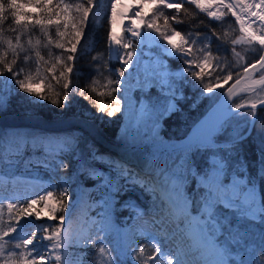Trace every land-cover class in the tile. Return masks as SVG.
I'll return each instance as SVG.
<instances>
[{
    "label": "trees",
    "instance_id": "1",
    "mask_svg": "<svg viewBox=\"0 0 264 264\" xmlns=\"http://www.w3.org/2000/svg\"><path fill=\"white\" fill-rule=\"evenodd\" d=\"M18 2H23V0H18ZM59 2L60 0H51L49 7H54ZM104 2L105 0H93L84 34L74 54L75 59L69 62L73 67L71 74L64 70V64L61 62L67 61L66 49L69 47L67 41L71 39L70 36L60 41L65 43V50L58 49L55 47V43L59 40L55 28L48 29L49 35H45V31L39 26H31L34 24V20L29 21L30 26L28 28H22L14 24L10 12L6 14L5 21L0 25V55L4 56V60H0V98L2 95H6L5 115L21 118L36 116L49 120L71 116L85 120L98 119L104 135L115 137L121 125L122 116L120 111L115 115H108L113 107H119V105L115 103L118 97L116 90H114L116 85L109 83L110 80H115L109 70L110 63L108 60L109 17L107 11L102 14L99 13ZM64 3L73 6L70 8V19L75 17L78 20L79 15L75 13L74 6L79 3L86 5V0H64ZM23 11L37 12L41 18L47 15L43 10L31 6H26ZM162 11L164 15L160 17V20H163L164 16H176V20L169 19L168 27L171 32L179 31L182 38L191 41L193 47L190 53L193 56L196 52L200 55L204 54L206 59L211 62L210 69L199 72L196 67L186 64V59L166 58L171 68L177 70L186 65L189 68L186 77L182 79L177 109L161 121V133L164 138L182 139L205 116L223 91L243 74L245 67L259 60L263 50L258 43H233L241 37V30L228 11H225L221 19L213 20L205 12L187 1H182L179 10L162 9ZM61 30L63 29L61 28ZM71 30L70 23L69 31ZM17 36L20 37V47L16 53H13L8 48L6 41L11 40L15 47ZM84 37L87 40L90 39L89 44L83 41ZM49 38H51L52 43H49ZM188 46L191 47L190 44ZM37 52L44 58L43 60L37 57ZM58 57L59 61L57 60ZM242 58H244L243 66L239 64ZM5 61L13 68V72L5 70ZM62 72L63 75H61ZM197 72L200 73L199 77L196 75ZM229 73L232 79L226 80L225 77ZM26 76L31 77L28 86L33 90L36 87L37 90L35 91L37 92L26 93L19 87L17 81ZM261 76H264V70L256 78H261ZM3 78L10 80L6 92H4L6 85L3 84ZM217 79H219V83H217ZM65 83L69 84L67 99L64 98L65 89L63 85ZM205 84H211L212 87L218 84L222 85L212 102L207 101L211 98H203L200 95L206 92ZM258 90L238 96L232 101L231 106L237 105L242 100L259 102L260 99H264V96L256 97ZM153 93L152 90L145 95L151 97ZM160 94L161 97L167 98L162 93ZM44 96L47 99L41 98ZM54 100L58 102L53 103ZM100 104H105L107 110L100 111ZM252 112L253 110L250 109L241 111L242 114L246 115H251ZM253 118V125L245 127L239 135V137L246 136L224 148L225 152L231 153L229 157H224V161L230 170L235 165H245L257 179L261 201H264V178H261V169L264 168V106L255 111ZM83 134L84 138L89 136L86 133ZM77 138L75 141H78ZM216 139L217 142L230 140L229 137L222 134L217 135ZM75 141L69 142L70 147L75 146ZM217 149L219 152L223 150L221 146H218ZM95 151L97 149L91 150L90 153ZM186 154L188 157L184 161H186L187 171L197 169L198 173H202L209 169V160L214 154V149L212 147H200ZM109 160L96 159L94 162L97 167L108 169L112 165ZM0 174H3V177L7 179L15 176H27L45 180L55 186V195L58 196V200L63 201V204L66 201L74 200L76 197L74 192L76 167L68 150L54 152L27 144L19 150L8 152L0 161ZM85 177L86 182L92 184L87 174ZM99 181L100 179L97 182ZM128 184L129 186L118 196L114 211L118 221L122 224H124L123 217L131 215L132 210L128 209L127 206L130 208L129 205L135 204L133 207L138 205L147 207L149 204V196L147 195L149 192L147 193L143 186L132 181ZM65 189L67 196L62 195ZM185 190L191 194V211L198 212L206 188L196 186L193 177H188ZM22 195L9 187L0 188V236H2L0 245L3 246V251H0V264H14L23 256H27L29 260L33 259L34 253L31 248L24 245L25 238L17 229L20 223L26 221V216L29 214V199ZM221 223L224 225L222 234L229 236L231 228L228 229V226L231 223L226 221L225 217L221 219ZM248 223V225L241 227V231L243 232L242 237L246 236L248 244L253 246L252 260L249 264H264V223L259 220H249ZM13 227L16 228L15 232L11 231ZM4 232L8 234L3 235ZM17 244L20 245L19 248L16 247ZM101 247L105 249L104 253L100 252ZM145 248L147 247L145 246ZM13 252L16 253V256H12ZM80 254L82 264H152V260L145 261L146 256L141 257L140 253H137L135 259L132 260L121 256L115 248L113 238L103 230L96 231L91 243L83 248ZM232 262L233 264L237 263L235 259ZM243 262L242 260L241 264H247Z\"/></svg>",
    "mask_w": 264,
    "mask_h": 264
},
{
    "label": "rangeland",
    "instance_id": "2",
    "mask_svg": "<svg viewBox=\"0 0 264 264\" xmlns=\"http://www.w3.org/2000/svg\"><path fill=\"white\" fill-rule=\"evenodd\" d=\"M112 1L113 0H105L104 4L99 9V13L102 14L104 11L108 13L110 26L108 35L109 70L112 72L114 80H116V72L120 69L122 60L118 58L116 46L110 43V8L112 6ZM182 1L191 3V0ZM169 2L175 3L178 2V0H169ZM198 2L204 6V10L202 11L207 15L212 11L216 13L215 17H210L208 15L212 19H221L224 16L221 15V13L225 14V11H228L236 20L231 14V11L223 6L228 3H232L237 14L242 17L239 6L244 3L243 0H239V3L237 0H223V3L221 0H198ZM145 3L146 7L143 11L147 22V20L157 15V11L156 8L148 3V0H145ZM160 17L157 20L160 32L148 30L146 27L141 29V32L144 33V35L146 34L149 39L147 45H145V49H140L139 52V55L148 58L147 61L151 64L150 68L143 67L139 72L140 75L147 77L149 74H158V78L155 80L146 78L144 81L133 80L131 82L133 91H131L129 95L123 87L122 78H120V84H115L117 98L121 100L119 107L122 116V122L115 137L104 135L98 119L86 121L95 126L99 135L83 127L81 124L75 123V120L85 119L76 118L74 116L49 120L36 116L21 118L14 115H5L6 95H2L0 98V119L7 122L0 123V127L2 126V128L5 129L0 134V161L8 152L19 150L25 145L30 144L31 146L54 152L68 150L71 153L74 166L76 167V184L74 186L76 197L72 201H66L65 204H61V200H58V196L55 195V186L45 180L27 176H15L11 179H7L3 177V174H0V188L5 189V187H9L11 190L23 194L22 196H26L29 202L33 199L37 200L36 205L29 207V214L26 216V221L20 223L17 229L23 234L25 239L30 238L33 232L37 233L36 241H34L32 245L27 246L31 248V251L35 249V251H32L34 253L33 259L38 258L41 253L44 255V260L40 262V264H82L80 260L81 250L91 243L97 230H103L105 233L109 234L113 238L115 248L119 254L129 260L135 259L137 256L136 254L140 253L141 257H144V255L146 256L145 261L152 260V264H176L177 257H174L172 254L171 247L165 245V236L158 234V228L153 227L159 218L145 216L148 209L147 207H141L140 205L133 207L135 204H131L132 207L129 205L130 208L127 206V208L132 211L130 216L123 217L122 220L124 224L118 221L114 213L118 196L129 186L128 182L131 181L143 186L147 193L149 192L147 195L149 196L148 202L150 201L149 206H151L152 201L154 202L159 194L155 189L156 182L154 181V179L158 180L157 177L155 175H151V177H142L141 171L136 166L133 164L130 165L128 162L124 161L116 151L104 147L101 139H99L102 138L112 143L128 144V142L131 143L136 139L149 136L154 124L161 125L162 129V119L177 109V99L180 97L182 79L186 77L189 70L186 64L196 67V70L199 72L201 69L208 70L211 68V62L206 59L204 54L200 55L196 52L195 56H193V54L190 53L187 58H184L177 51L173 50L167 40L163 38L164 35L173 32H171L168 24L165 25L164 19L160 20ZM236 22L241 29L240 23L237 20ZM260 25V23H254L252 25V30L259 34L261 32ZM242 36H244L245 39L238 44L258 43L257 41L249 42L247 35L241 31V37ZM184 40L187 39H182L181 36L174 37V41L177 45L185 49H191L193 47L190 43L191 41L187 40L188 43L185 44ZM83 41L89 44L90 39L87 40V38L84 37ZM189 44L191 47H187ZM131 51L137 53L136 50ZM120 56H123V50L120 51ZM168 57H175L181 60L186 59V66L177 70L171 68L166 59ZM189 61H191V64H189ZM205 61H207V64H205ZM239 64L241 66L244 65V58L241 59ZM125 75L126 70L124 76ZM2 80L3 84L6 85L4 90V92H6L9 88L8 85L10 84V80L7 78H3ZM256 80H260V78H256ZM221 87V84L215 85L212 87L213 91L211 93L206 91L204 94L200 95L201 97L203 96V98H211L207 101L212 102L215 100V94ZM34 88L37 90L36 87ZM35 90H33V92H37ZM152 90L154 91L153 95L147 97L145 94ZM160 93L167 98L161 97ZM258 96H264V87L258 90L256 97ZM262 100L264 99H260V101ZM245 103L257 102L242 100L238 104L242 105ZM237 105H230L229 108L232 109L237 107ZM161 113H163V115H161ZM254 115V109L251 115L242 114L241 112L234 114L213 134L207 147H212L214 149V154L209 160V169L207 171L204 170L206 172L198 173L197 169H193L190 172L187 171L186 161H184V159L188 157V154H186L187 152L172 153L173 161L168 164L167 168L162 167L161 171L162 179L167 173L172 176L170 179H173L172 184L176 186L174 194L177 195V198L184 199L183 205H185L186 211L189 213L192 212V214H190L192 219L198 220L196 221L197 225L203 229L206 235L205 245L211 244L214 246V250L218 253V258L223 264H233V259L237 262L236 264H239V262L241 264L242 260L249 264L252 260L253 246L252 244L251 246L248 244L246 236L242 237L243 232L241 231V227L248 225L249 220L252 219L244 215L248 200H244L241 197H232V207H225L229 201H217L210 208H206L205 202H210L213 196L212 188L210 192L209 178L215 173L214 165L218 163L222 164L223 171L218 173L222 185L229 187L235 179H238L243 184V192L252 188L255 191V198L258 204L262 202L258 181L251 171H249L245 165L241 164L235 165L232 170H230L228 164L224 161V157H229L231 155V153L225 152L224 148L231 146L236 140L242 138L240 137L237 139L240 132L245 127H250ZM126 118L131 120L129 122L130 126H125L127 122ZM53 124H59V126L50 128L40 126H52ZM122 125L125 126V136H122L120 132L122 131ZM32 129H35L36 136L30 135ZM83 133L89 136L84 138ZM220 134L229 137L230 140L217 142L216 136ZM120 137H122V139ZM76 138L78 141H75ZM119 138L121 140H119ZM74 141L75 146L70 147L69 142ZM218 146H221L223 150L219 152L217 149ZM93 149H97V151L90 153ZM144 149L148 152L147 147ZM96 159H110L109 162H111L112 165H110L108 169L97 167L94 162ZM114 164L124 166L122 169H118ZM121 170L125 172L124 175L119 174ZM86 174L89 176V179H91L92 184L86 182ZM188 177H193L196 186H204L206 188L198 212L191 211V194L185 190ZM99 179L100 181L97 182ZM159 184L165 188L166 183L160 182ZM37 187H40V189ZM49 192L52 193L50 199L47 196ZM40 197H44V199L41 200ZM170 200L173 201L174 205L177 202L173 198ZM167 203L168 202L164 201L162 207H166V205H168ZM45 204H47L48 207H45ZM52 206H56L58 209L63 208V211L58 210L56 212L57 219L51 218L50 207ZM162 207L160 210H162ZM45 213H48V215H45ZM209 214H211V216ZM61 216L64 217L62 223L59 221V217ZM223 217L226 218V221L231 223L228 226V229L231 228L229 236L222 234L224 225L221 223V219ZM213 225H215V227H213ZM57 227L61 230V236L58 241L61 245L59 248L53 247V245L57 243L54 237V232ZM129 227L134 228L135 232H127L126 229ZM79 228L84 229L86 234L80 236L79 234L82 231L78 230ZM192 229L193 228L187 227L186 230L190 231ZM172 232L173 229H171V233ZM44 236H53V239L42 240ZM175 239H178V237L176 236ZM37 241L40 242L37 243ZM145 246L147 248L144 249ZM51 248L54 250L52 252L48 251ZM141 248L144 249L143 253L140 252ZM157 248H159L160 251H156ZM56 256H59L60 259L56 260Z\"/></svg>",
    "mask_w": 264,
    "mask_h": 264
},
{
    "label": "snow or ice",
    "instance_id": "3",
    "mask_svg": "<svg viewBox=\"0 0 264 264\" xmlns=\"http://www.w3.org/2000/svg\"><path fill=\"white\" fill-rule=\"evenodd\" d=\"M223 3V0H221ZM239 3V0H237ZM148 3H150L154 8H156L157 15L153 16L146 22L144 8L146 7L145 0H130V2L125 5V10L121 11L119 13L120 17L127 18L128 24L125 26L124 30L128 34L126 37L118 36L116 33V5L114 4L112 6V14H111V35H110V43H113L117 48V55L118 58L122 60V64L120 69L117 70L116 76L117 79L115 81H109V83L114 84H120L122 77H124L125 74V68L127 66H131L133 62V57L137 55L135 52L131 51L133 44L132 40L139 41L141 38V29L142 26L146 27L148 30H155L156 32H160V28L157 25V20L160 16H163L164 13L161 11V9H177L179 10L182 6V0H178V2H169V0H148ZM192 4H195L197 8H200L201 10H204V6L198 2V0H191ZM51 4V0H23V2H18V0H0V25L3 24V22L6 19V14L11 13V17L14 21V24L16 26H21L22 28H28L29 21L34 20V24H32V27L39 26L41 29L45 31V35H49L48 29L55 28L56 36L59 37V40L55 43V47L61 50H65V43L60 42L61 40H64L65 37L70 36L71 39L67 41L69 47L66 49L68 55H67V61H61L64 64V70L71 74L73 72V67L69 62L73 61L75 59V53L77 51V45L80 43L81 37L84 34V28L87 25L88 21V15L89 12L92 10L93 6V0H86V5L84 3H79L74 6L75 13L79 15V19L77 20L75 17H71L70 19V8H72V5H69L67 3H64V0H60V2L55 5L54 7H49ZM26 6L36 7L40 10H43L47 15L44 17H40L39 13L37 12H24L23 9ZM225 8L231 11V14L236 18V20L241 25V31L245 33L248 37L249 42L251 41H257L261 46L262 50H264V23H261V32L258 34L256 31L252 30V23L254 21H249L248 26H245L244 19L240 17L235 7L232 3L224 4ZM244 8L249 12L251 17H256L259 21L264 22V0H259V3L256 2V0H252L251 3L244 4ZM56 9H59V11H56ZM255 9H260V11H256ZM208 15L210 17H215L216 13L214 11L209 12ZM221 15H224V13H221ZM55 17V19H53ZM169 19L176 20V16H164V23L165 25L168 24ZM71 23V31H69V24ZM61 28L63 30H61ZM181 36V33L179 31H173L171 34L164 35V39L167 40L168 44L171 45L172 49L177 51L182 57L187 58V56L190 54L191 49H185L180 45H177L174 41V37ZM183 39V38H182ZM245 39L244 36L240 37V39L234 41L233 43H240ZM17 44L14 47L11 40H7V46L9 49L13 51V53L17 52V49L20 47L19 41L20 37H16ZM31 41L29 40V43ZM39 43V41H37ZM49 43H52L51 38H49ZM184 43L187 44L188 41L184 40ZM123 50V56H120V51ZM37 57L39 59L43 60L44 58L40 56V53H36ZM211 55V53H209ZM27 59V57H26ZM0 60H4V56L0 55ZM59 61V57L57 58ZM15 61L13 60V63ZM189 64H191V61H189ZM205 64H207V61H205ZM257 65H259L260 69H264V55H261L259 57V60L251 65V69H256ZM5 70L7 72H13V68L8 64L7 61H5ZM250 69L245 68V72H248ZM203 71V69H201ZM19 75V73H16ZM63 75V72L61 73ZM196 75L199 77L200 73L197 72ZM226 80H231L232 76L229 73L226 77ZM31 80L30 76H26L23 79H20L17 81L19 84V87L23 89L26 93H32L33 89L30 88L29 82ZM217 83H219V79H217ZM258 83H264V76H261ZM65 92H64V98L67 99V89L69 88V84L65 83L63 85ZM204 89L211 93L213 91V88L211 84H205ZM116 90V89H114ZM36 95H39V93H36ZM42 99H47L46 96L41 97ZM57 100H54L53 103H57ZM116 105H120L121 100L119 98L115 101ZM244 107L243 105L238 104L237 109ZM256 108V104L253 103L250 106V110H253ZM100 111H106V105L100 104L99 105ZM120 111V107H113L110 112H108L109 116L115 115V113ZM163 115V113H161ZM240 137L238 136L237 139ZM197 147L201 146H208V139L205 141L198 142L196 145ZM118 169H122V166L115 165ZM214 171L217 173V175H212L209 178V185H210V192L211 187L216 183L218 180V173L223 171V165L222 164H215L214 165ZM120 175H124L125 172L123 170L120 171ZM261 178H264V168L261 169ZM62 195L67 196V190L65 189L62 193ZM47 196L49 199L52 197V193H47ZM41 200L44 199V197H40ZM248 203L246 205V211H244V215L247 216L249 219L252 220H259L261 223H264V201L257 203V200L255 198L254 192H249L247 197ZM63 202L61 201V204ZM186 203V202H185ZM37 200L33 199L30 201L29 207L32 205H36ZM212 205L209 202H205V207H211ZM232 198H229V203L225 205V207H232ZM11 207V205H9ZM45 207H48L47 204H45ZM60 210L63 211V208L58 209L56 206L50 207V213L52 219H57L56 212ZM45 215H48V213H45ZM211 216V214H209ZM64 217H59V221L62 223ZM215 227V225H213ZM11 231L15 232L16 228H11ZM7 232H4L3 235H7ZM61 236V230L59 227L56 228L54 232V237L56 238L57 243L53 245L55 248H59L61 245L58 243ZM37 233L33 232L32 236L30 238H27L24 240V245H32L34 241H36ZM2 238V236H0ZM53 236H44L42 237V240H52ZM40 241H37L39 243ZM17 248L20 247L19 244L16 245ZM0 251H3V246L0 245ZM32 251H35L33 249ZM105 249L103 247L100 248V252L104 253ZM144 249L141 248L140 252L143 253ZM156 251H160L159 248L156 249ZM12 256H16V253L13 252ZM60 257L56 256V260H59ZM44 260V255L41 253L38 258H34L32 260H29L27 256H23L22 259H19L18 261L14 262V264H40ZM176 264H182L180 260L176 261Z\"/></svg>",
    "mask_w": 264,
    "mask_h": 264
},
{
    "label": "bare ground",
    "instance_id": "4",
    "mask_svg": "<svg viewBox=\"0 0 264 264\" xmlns=\"http://www.w3.org/2000/svg\"><path fill=\"white\" fill-rule=\"evenodd\" d=\"M244 3L240 4V13L242 15V18L244 19L245 26H248L249 21H254V23H264L259 21L256 17H251L249 12L244 8V4L251 3L252 0H243ZM130 1L129 0H113L112 6L116 5V33L118 36L126 37L128 34L125 32L124 28L128 24L127 18L120 17L119 13L121 11L125 10V5H127ZM257 3H259V0H256ZM112 6L110 8V20H111V14H112ZM256 11H260V9H255ZM252 23V25L254 24ZM142 28H144L142 26ZM149 37L144 33L141 32V38L139 41L132 40L133 47L131 50H136V54L133 57V62L131 66H127L125 68L126 75L122 77L123 79V87L126 89V93L129 95L131 91H133V85L131 82L133 80H141L144 81L149 78L155 80L158 78V74L152 75L149 74L147 77L144 75H140V70L144 68H150L151 64L148 63V58H145L143 55H139L140 49H145V45L148 43ZM141 47V48H140ZM124 89V90H125ZM229 106L230 105H223L218 111H217V119L219 120V124L214 129L212 133H210L203 141L208 139V144L211 141V138L213 134L219 129V127L228 119L227 116L229 114ZM227 118V119H226ZM127 122L125 123V126H130V119L126 118ZM7 123L5 120L0 119V123ZM203 123V119L199 120L196 125L191 129L189 134V139H192L196 133L200 130ZM65 125V124H64ZM44 128H50V127H56L59 126V124H53L51 125H40ZM125 126L122 125V136H125ZM0 134L3 132L2 126L0 127ZM30 135L36 136L35 129H32L30 131ZM122 139V137H120ZM119 138V140H121ZM102 141V144L104 147L108 149H112L116 151L120 157L128 162L130 165L133 164L141 171L142 177H151V175H155L158 180L154 181L156 190L159 192L157 198L155 201L147 206V211L145 213V216L147 217H158L159 220L156 221V223L153 225V227L158 228V234H162L165 236V245L171 247V252L174 255V257H177V260H180L182 264H223L222 261L219 260L218 253L214 250V246L211 244L206 243V235L197 225L196 221L197 219H192L191 215L192 213H189L186 211L184 203V199L177 198V195L174 194L176 186L172 184L173 179L171 180L170 174H166L165 177L162 179V167L167 168L168 164L173 161V154L177 153H166V154H159L158 149H155L153 147H147L148 152L145 151L144 148L139 147L136 150H133L134 145H142L145 143H148L149 141H159L164 143H171L172 145L176 144L174 142H169L168 139L164 138L161 133V128L159 124H154L151 133L149 136L136 139L135 141L125 144V143H112L109 141H106L105 139L99 138ZM132 147V148H131ZM132 149L131 150H129ZM131 152H129V151ZM144 150V151H143ZM158 153V154H157ZM161 155V156H158ZM156 156V158L154 157ZM139 163V164H137ZM213 175H217V173H213ZM220 175L218 174V180L216 183L211 187L213 190V196L211 201L209 202L211 205H213L217 201H224L228 202L229 198H235V197H241L244 200H247L249 192L255 191L252 188L247 189L245 192L242 191L243 184L238 179H235L232 184L229 185V187H225L220 183ZM166 183L165 188L161 186L159 183ZM35 187V186H33ZM40 189V187H37ZM168 195V196H167ZM256 196V194H255ZM173 198L177 202L174 205L173 201L170 199ZM168 202L166 207H162L163 202ZM150 202V201H149ZM179 203V205H178ZM258 203V201H257ZM162 207V210H160ZM210 208V207H208ZM175 217V218H174ZM187 227L193 228L190 231H187ZM171 229H173V232L171 233ZM78 230H81L82 232L79 234L80 236H83L86 234L84 229L79 228ZM127 232L134 233L135 229L132 227H129L126 229ZM78 234V233H77ZM178 237V239H175V237ZM54 249L51 248L48 251H53Z\"/></svg>",
    "mask_w": 264,
    "mask_h": 264
},
{
    "label": "water",
    "instance_id": "5",
    "mask_svg": "<svg viewBox=\"0 0 264 264\" xmlns=\"http://www.w3.org/2000/svg\"><path fill=\"white\" fill-rule=\"evenodd\" d=\"M262 55H264V50H263ZM256 62H254V63H256ZM254 63H252V64H254ZM252 64H250L247 67L248 69H250L248 72H245V70H244L243 74L238 79L233 81L223 91V93L220 95V97L217 99V101L213 104V106L207 111L205 116L202 118L203 119L202 126H201L200 130L198 131V133H196V135L192 139H189V134H190V132H189V134L182 139H173V140L168 139L169 142L176 143L174 145H172L171 143H164V142H159V141H149L148 143H145L142 145H134L133 148L132 147L131 148L133 150H136L139 147H142V148L153 147L155 149H158L159 150L158 153L161 155L162 154L164 155L168 152L169 153H185V152L192 151L195 148H200V147L196 146L198 144V142L203 141L210 133H212L214 131V129L219 124V120L217 119L216 115H217V111L223 105H225V104L231 105L232 101L234 99H236L238 96L243 95V94H250V93L264 87V83H258L259 80H256L257 75L259 73H261L264 69H260L259 65H257L256 69H251ZM251 104H253V103H245V104H242L244 106L242 108L237 109V107H234L232 109H229V114H228L227 118H229L230 116H232L234 114L241 112L242 110L250 109ZM255 104H256V108L254 110L256 111L258 108L264 106V100L257 102ZM74 122L81 124L83 127L88 128L91 131H93L95 134L99 135L98 131H96L95 126L92 123L87 122L86 120H75ZM253 123H254V118L252 119L251 126L253 125ZM160 128H161V125H160ZM250 130H249V132H250ZM245 136H243V137H245ZM201 147H205V146H201ZM132 149L129 148V150H131V151H132ZM161 155H158V156H161ZM155 158H156V156H155ZM137 164H139V163H137Z\"/></svg>",
    "mask_w": 264,
    "mask_h": 264
}]
</instances>
